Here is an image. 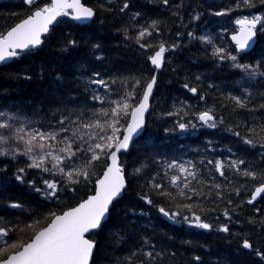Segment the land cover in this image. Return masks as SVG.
Returning a JSON list of instances; mask_svg holds the SVG:
<instances>
[{"label": "snow or ice", "instance_id": "1", "mask_svg": "<svg viewBox=\"0 0 264 264\" xmlns=\"http://www.w3.org/2000/svg\"><path fill=\"white\" fill-rule=\"evenodd\" d=\"M18 7L3 14L13 23L0 30V63L39 56L62 22L94 30L99 17L119 39L106 48L84 37L91 60H81L80 40L64 34L55 45L64 63L47 80L43 66L35 74L38 96L0 89V264H206L196 249L207 253L209 244L182 236L177 244L184 229L215 234L234 254L264 264V0H18ZM158 12L178 21L174 32L153 17ZM193 49L208 61L205 71L178 79L199 104L155 112L165 62ZM225 69L239 76L234 87H207L229 102L221 109L260 114L243 132L199 90ZM33 75L18 70L14 78ZM157 120L166 125L162 136ZM204 129L235 140L159 150Z\"/></svg>", "mask_w": 264, "mask_h": 264}, {"label": "trees", "instance_id": "2", "mask_svg": "<svg viewBox=\"0 0 264 264\" xmlns=\"http://www.w3.org/2000/svg\"><path fill=\"white\" fill-rule=\"evenodd\" d=\"M217 3L224 2L227 3V0H216ZM82 3H85L88 6H96L97 0H82ZM137 3L146 4L147 0H137ZM151 7V5H148ZM11 11L19 12L18 0H0V30H4L7 25L13 23V18L8 17L7 19L3 18L4 13ZM153 17L159 16L163 23L167 24L168 29L175 31L176 23L171 17H169L167 12H158L153 13ZM185 19L187 17L185 16ZM118 21H113L116 23ZM203 24V21H201ZM94 30H88L84 28H74L71 27L67 22H62L56 25L55 30L52 33V36L45 42V46L41 54L37 57H25L23 59L17 58L14 62L9 61L7 64L0 65V89L15 90V96L17 99L29 100L43 90L42 85L39 82L38 76L35 74L40 73L41 66H43L45 80H47L48 70L58 66L63 62L61 59L60 53L55 47L58 40L64 34L75 35L78 40L81 42V47L78 52L74 53V57L81 60H91V57L88 55V48L83 43V38L86 36H95L98 39H102L105 43L106 48H110L115 44L116 40L119 37H114V29L111 27V24L106 20L103 24L100 22L99 17L93 24ZM127 63L131 64V60H126ZM206 61L202 56L196 54V50L184 51L182 54H179L177 58L173 60L171 64L165 62V66L159 73L160 86L157 89V98L161 103L155 105V112H160L161 108H170L173 102L179 104L181 101H188L193 105L199 104L198 96H193L191 93H187L184 89L180 87V80L178 77H184L185 73L189 77L194 76L197 72L205 71L203 67L206 65ZM176 68L177 72H173L172 69ZM29 70L33 75V80L31 82L25 80H17L14 78V74L18 70ZM210 78L204 79L199 85V90L204 92L207 100L206 106L213 108L217 115H222L230 123H239L241 125L240 130L244 131V121H258L260 119V114L257 113L255 116H250L249 113L245 110H238V114L230 113L220 108V103L223 102L228 104L229 102L225 97L221 96V93L216 89H208V83H215L220 86L221 89H227L234 87V82L239 80V76L230 75L228 70L217 72L215 74L209 73ZM203 106V105H201ZM150 118L156 120L155 113H150ZM157 124L160 125V135L162 136V129L166 126L162 121L157 120ZM155 131V128H154ZM219 139L222 144H227L230 141H234L235 138L229 136L227 133H221L219 131L204 129L199 133H193L187 136H180L171 141H166L163 144L159 145V150L164 152H169L180 147H196L202 144L205 139ZM135 152V149H133ZM247 210V209H246ZM223 220V217H221ZM160 227L164 230L168 229L166 222L161 221ZM235 230V228H233ZM221 236L224 234H220ZM185 239H191L195 246L196 241L206 242L209 244V250L207 253L202 252L204 255L206 264L210 260H216L220 258L232 260L233 264H252V257L246 253L243 255H236L234 252L226 247L223 241L218 240L213 235H200L194 230L190 231L184 229L178 233L177 244H179V237ZM254 244L257 242V238L253 236ZM235 248V245L232 246Z\"/></svg>", "mask_w": 264, "mask_h": 264}, {"label": "water", "instance_id": "3", "mask_svg": "<svg viewBox=\"0 0 264 264\" xmlns=\"http://www.w3.org/2000/svg\"><path fill=\"white\" fill-rule=\"evenodd\" d=\"M0 64H4V63H0ZM7 64V63H6Z\"/></svg>", "mask_w": 264, "mask_h": 264}]
</instances>
